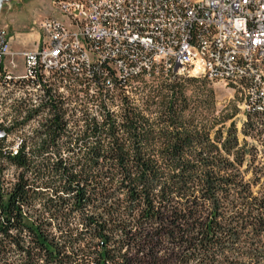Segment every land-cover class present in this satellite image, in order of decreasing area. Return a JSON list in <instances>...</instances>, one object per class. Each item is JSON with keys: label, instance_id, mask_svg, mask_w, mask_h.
<instances>
[{"label": "trees", "instance_id": "16d2710c", "mask_svg": "<svg viewBox=\"0 0 264 264\" xmlns=\"http://www.w3.org/2000/svg\"><path fill=\"white\" fill-rule=\"evenodd\" d=\"M165 88L154 121L127 105L120 120L106 110L64 137L61 108L51 105L41 152L0 149V264H137L128 250L162 235L172 248L165 264H264V111L242 126L261 138L257 152L233 125L210 140L182 120L178 83ZM3 161L20 171L10 188ZM37 173L48 195L30 214L27 174Z\"/></svg>", "mask_w": 264, "mask_h": 264}, {"label": "built area", "instance_id": "2783aa9c", "mask_svg": "<svg viewBox=\"0 0 264 264\" xmlns=\"http://www.w3.org/2000/svg\"><path fill=\"white\" fill-rule=\"evenodd\" d=\"M52 5L65 22L40 21L38 47L20 53L18 77H28L30 86H43L44 92L47 82L56 81L59 88L77 85L109 95L138 78L175 79L172 71L182 67L184 76L238 91L246 115L264 108V0H53ZM209 39L238 49L244 68L218 54ZM16 55L0 27V83L18 84L10 72ZM221 69L245 73L246 82H225ZM248 71H256V78H248ZM20 147L21 142L12 155Z\"/></svg>", "mask_w": 264, "mask_h": 264}, {"label": "rangeland", "instance_id": "374dc122", "mask_svg": "<svg viewBox=\"0 0 264 264\" xmlns=\"http://www.w3.org/2000/svg\"><path fill=\"white\" fill-rule=\"evenodd\" d=\"M52 1L9 0L0 5V27L5 29L9 37L11 53L17 54L13 58L17 67L10 70L15 78L23 73L20 53L35 49L39 45V22L46 18L65 22L64 17L55 10ZM9 60L10 58H7L5 61L6 66ZM174 78L169 81L159 78H138L129 81L125 88L109 95H97L93 88H80L77 85L68 89L59 88L60 84L56 81L47 82L46 85H50V88L44 92L41 88L32 87L28 83L18 85L16 79L10 83H0V129L6 132V137L0 140V149L7 154L21 142V146L23 143L26 145L27 152L33 155L41 152L40 143L46 136V123L53 118L49 110L51 105H58L61 108V118L65 123L62 132L64 137L82 135L92 120L100 123L104 119L106 110L113 112L120 120L121 113L127 105L135 108L145 118L154 121L161 112L158 103L166 96L165 86L178 83L182 97L187 103L182 120L190 122L196 130L207 133L210 140L214 139L218 129L223 128L222 132H225V129L233 125L238 142L241 145L243 141L246 142L245 149L262 151L261 138L258 139L254 134L246 137L241 134L247 115L242 111V97L238 91L195 75L184 76L182 69ZM61 152L66 153L67 149L62 147ZM32 160L34 166L39 164L35 156ZM2 164L5 168L3 177L6 187L10 188L16 182L20 171L8 162L3 161ZM245 166L246 161L243 162L242 169ZM37 174L36 176L27 174L33 193L32 206L27 209L30 214L42 209L44 199L48 195L43 193V186L40 185L41 176ZM71 224L72 228L78 227V218L71 219ZM147 230L145 228V231ZM145 233L143 232L141 236H145ZM171 250L172 248L165 243V235H162L157 242L154 241L148 246L144 244L140 249L131 248L128 253L137 264L148 262L165 264V261H169Z\"/></svg>", "mask_w": 264, "mask_h": 264}, {"label": "bare ground", "instance_id": "6f19581e", "mask_svg": "<svg viewBox=\"0 0 264 264\" xmlns=\"http://www.w3.org/2000/svg\"><path fill=\"white\" fill-rule=\"evenodd\" d=\"M209 46L218 47V54L225 55L226 57L232 59L233 66L235 68H244V60L243 58H240L238 49H235L231 45H219L218 39H209ZM181 69L182 67H175L172 71V75L177 74ZM221 77L225 79V82H230L232 85H243L246 82L245 73H231L228 69H221ZM248 78H256V71H248ZM24 83H28V77H18V84ZM32 87L41 88V91H43V86ZM263 111L264 108L250 109V113H260Z\"/></svg>", "mask_w": 264, "mask_h": 264}, {"label": "water", "instance_id": "95a60500", "mask_svg": "<svg viewBox=\"0 0 264 264\" xmlns=\"http://www.w3.org/2000/svg\"><path fill=\"white\" fill-rule=\"evenodd\" d=\"M5 1H9V0H0V5L5 2ZM5 132L3 130H0V140L5 138Z\"/></svg>", "mask_w": 264, "mask_h": 264}]
</instances>
